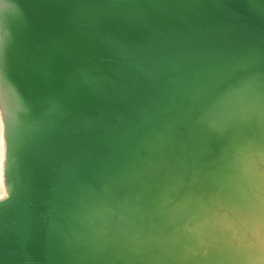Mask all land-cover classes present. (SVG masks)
Masks as SVG:
<instances>
[{"label":"water","instance_id":"95a60500","mask_svg":"<svg viewBox=\"0 0 264 264\" xmlns=\"http://www.w3.org/2000/svg\"><path fill=\"white\" fill-rule=\"evenodd\" d=\"M0 119V264L257 262L264 0H0Z\"/></svg>","mask_w":264,"mask_h":264},{"label":"bare ground","instance_id":"6f19581e","mask_svg":"<svg viewBox=\"0 0 264 264\" xmlns=\"http://www.w3.org/2000/svg\"><path fill=\"white\" fill-rule=\"evenodd\" d=\"M0 132H1V129H0ZM1 151H2V141L0 139V161L2 158ZM3 193H4V188L2 187V184H1V171H0V196L3 195ZM246 219L249 220V226H247V231L245 232V237L247 239L245 241V244L247 245L250 244L257 248V251H258L257 259L258 260H256L257 262H255L254 259L253 261H245L242 259H238V261H235L232 264H264V246H262L260 238H259V232L261 230V226L264 225V215L260 214L257 211L251 210V211H248V215ZM222 227H223L222 221L219 219V221L215 222V218L213 217L208 226V230H211L213 228L222 229ZM225 227H228V226H225Z\"/></svg>","mask_w":264,"mask_h":264},{"label":"snow or ice","instance_id":"6c2138e0","mask_svg":"<svg viewBox=\"0 0 264 264\" xmlns=\"http://www.w3.org/2000/svg\"><path fill=\"white\" fill-rule=\"evenodd\" d=\"M6 122H7L6 120L0 119V129H2L3 125ZM0 135H3V133L0 132ZM259 238H260L262 246H264V225H262L261 230L259 232Z\"/></svg>","mask_w":264,"mask_h":264}]
</instances>
